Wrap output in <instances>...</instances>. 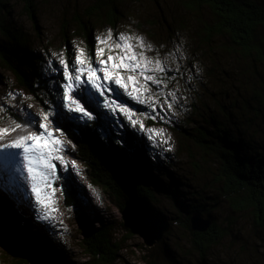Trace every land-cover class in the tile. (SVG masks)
I'll return each instance as SVG.
<instances>
[{"label": "rangeland", "instance_id": "374dc122", "mask_svg": "<svg viewBox=\"0 0 264 264\" xmlns=\"http://www.w3.org/2000/svg\"><path fill=\"white\" fill-rule=\"evenodd\" d=\"M129 2L121 8L125 16L116 27L94 18L93 49L73 21V14L84 15L93 0H33L35 17L25 0L8 3L9 25H17L24 32L45 59L44 68H52L63 77L64 84L58 85L62 101L69 105L61 103L59 111L47 97L42 102L20 87L12 72L0 64V147L14 149L11 157L5 153L9 160L13 161L15 153L27 157L33 167L38 160L51 168L54 177L51 183L40 182L49 201L38 203L35 208L39 212L21 218L17 209L25 204L27 195L24 191V198L16 195L13 180L23 173L0 165V214L5 215L0 217L40 252L35 259L42 262L87 263L82 230L92 222L96 226L112 225L122 238L126 248L115 264H147L145 257L149 259L152 253L154 262H159L167 247L182 263L264 264V229L257 224L253 211L238 213L225 202L217 204L214 197L221 184L217 150L198 141L205 132V141L213 145L210 141L219 139L217 127L225 123L254 149H264V103L260 104L264 69L255 75L237 71V55L223 49L230 40L218 36L204 42L202 33L195 36L199 26L190 21L195 15L177 9L176 0ZM203 12L212 19L207 8ZM154 21L156 24L151 23ZM182 23L187 26L182 28ZM80 92L86 93L96 114L110 123L116 134L130 130L144 138L153 149L150 161L161 167L155 174L169 171L173 185L182 191L173 197L156 193L155 206L174 225L154 246L146 245L140 234L144 229L141 223L132 222L138 233L125 228L119 202L91 180L87 166L78 158L77 147L56 121L64 111L74 116L91 115L78 98ZM17 118L26 124H19ZM65 181L81 194L76 206L66 204ZM181 200L211 205L219 223L230 227L228 235L201 262L183 254L189 249L191 235L182 227L188 205ZM31 204L34 206L33 200ZM230 219H236L234 226H230ZM1 238L19 243L8 235ZM18 258L0 245V264H19Z\"/></svg>", "mask_w": 264, "mask_h": 264}, {"label": "trees", "instance_id": "16d2710c", "mask_svg": "<svg viewBox=\"0 0 264 264\" xmlns=\"http://www.w3.org/2000/svg\"><path fill=\"white\" fill-rule=\"evenodd\" d=\"M31 14L35 17L33 0H25ZM128 0H93L84 15L73 14V21L86 35L91 49L94 48L93 24L94 18H102L113 27L123 21L125 16L121 10ZM129 3L139 0H129ZM10 0H0V64L9 69L15 76L17 84L29 91L36 98L44 102V97L50 104L68 106L62 101V92L58 84H64L63 77L52 68H44L43 57L36 51L24 32L17 25H9L8 3ZM176 8H183L195 16L190 20L197 23L196 34L203 37L204 42L222 36L230 40V45L223 49L237 55V71H245L255 75L264 69V0H176ZM207 8L212 19L207 18ZM87 18V20H85ZM162 19V17H160ZM181 23V20H177ZM156 24V22H151ZM137 26L143 27L140 21ZM151 26V24L149 25ZM184 23H182V28ZM199 32V34H198ZM69 38L68 28L65 30ZM240 64V65H239ZM83 106L91 113L90 116H74L64 114L56 116L61 130L77 147L78 158L87 166L91 180L111 193L124 210L128 205H140L168 221L165 213L155 206L156 193H164L173 197V193H181L172 183V174L162 172L155 174L161 167L150 161L154 156L151 145L145 143L144 138L130 130L116 134L110 123L99 116L97 109L89 101L86 93L80 92ZM260 104L264 103V92ZM215 121V120H213ZM19 124H26L17 118ZM112 124L115 125L114 122ZM218 126L219 139L217 142L205 141V132L201 133L198 141L204 146L214 149L217 158L219 175V193L214 200L227 203L233 211L243 213L253 211L257 224L264 229V149H254L243 136H239L228 124ZM219 125V124H218ZM143 134V133H139ZM215 147V148H214ZM66 204L68 207L79 204L81 194L65 181ZM179 198V197H177ZM216 198V199H215ZM182 201V200H181ZM186 217L181 220L182 227L191 235L189 249L185 256L205 259L210 250L219 245L228 235L230 227L212 214V206L200 202L184 203ZM196 211H201L206 218L213 220L211 226L204 232L193 230L191 217ZM5 216V215H3ZM176 223L179 222L177 218ZM230 226L236 224V219H230ZM127 229V228H126ZM128 230V229H127ZM84 239L82 241L89 260L85 264H115L125 250L110 224L96 226L89 222L83 226ZM129 231V230H128ZM130 234V232H128ZM125 241V240H124ZM179 243V242H177ZM181 246L180 244H178ZM13 255V254H12ZM153 255V253H152ZM151 254L147 264H188L178 262L175 252L167 247L162 252V260L154 262ZM157 253V258H160ZM19 264H31L30 261L18 258ZM204 261V260H203ZM205 262V261H204ZM210 264V263H207Z\"/></svg>", "mask_w": 264, "mask_h": 264}, {"label": "water", "instance_id": "95a60500", "mask_svg": "<svg viewBox=\"0 0 264 264\" xmlns=\"http://www.w3.org/2000/svg\"><path fill=\"white\" fill-rule=\"evenodd\" d=\"M122 213L125 228L130 232L138 233V230L132 226L133 220H136L144 226V229L140 230V234L144 236L146 245L150 247L161 241L165 233L171 228L168 221L161 219L156 214L140 205H128ZM0 215L3 216L2 214ZM3 217L0 218V245L8 249L13 255L27 259L31 264H55L52 262L37 261L35 255L40 256V252L30 245L28 241L22 237L20 232L15 231L11 223H5ZM212 222L213 220L211 218H206L201 211H196L191 217L193 230L200 232L206 231L211 226ZM2 235L3 237L4 235L14 237L20 244L15 241H3L1 238ZM21 247L26 251L22 252V250L19 249Z\"/></svg>", "mask_w": 264, "mask_h": 264}, {"label": "bare ground", "instance_id": "6f19581e", "mask_svg": "<svg viewBox=\"0 0 264 264\" xmlns=\"http://www.w3.org/2000/svg\"><path fill=\"white\" fill-rule=\"evenodd\" d=\"M4 147H6V146H4ZM4 147L3 148L0 147V165L3 166L5 169L8 168V170H10V171H13V172L21 171L23 173V175H21V177L19 176L17 178L18 180L17 179L13 180V185L15 188L16 195L24 198L23 191L27 195V198L23 199L25 204H23V206L19 205V207L17 209L19 216L22 218V217H24V215L26 213L30 214L32 211L33 212L38 211V209L35 208L38 206V203H44V202L47 203L49 201V199H47V196H49L48 192L45 191L40 186V182L51 183L50 180H52L54 177L52 175L51 168L47 167L45 165H41L40 162H38V160H36V159H34V160H36L33 163V165H35L34 167L32 166V162L28 161L29 159H27V157H24V156L22 157L19 155V153L18 154L15 153L12 155L13 161L7 159V156L5 155V153L6 152L9 153V156L11 157L10 152L14 153L13 152L14 149H9V147H8V149H5ZM15 149L18 150V148H15ZM32 149L33 148H31L30 150H32ZM37 155H38V152H37ZM40 155H41V153H40ZM32 156H35L34 152H32ZM4 168H3V171H4ZM10 171H9V174H10ZM10 199H12V197ZM31 200H33L34 206L31 204ZM0 201H2L1 196H0ZM4 209H5V206H4ZM42 212H43V210H42ZM9 215L12 216V212H9Z\"/></svg>", "mask_w": 264, "mask_h": 264}]
</instances>
